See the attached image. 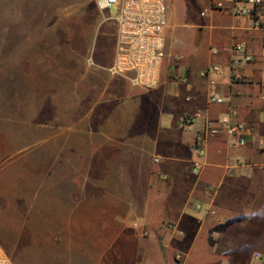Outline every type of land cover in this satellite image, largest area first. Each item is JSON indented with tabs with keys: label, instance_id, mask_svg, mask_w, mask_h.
<instances>
[{
	"label": "crops",
	"instance_id": "crops-1",
	"mask_svg": "<svg viewBox=\"0 0 264 264\" xmlns=\"http://www.w3.org/2000/svg\"><path fill=\"white\" fill-rule=\"evenodd\" d=\"M192 1L197 6L184 11L185 20L170 19L158 84L133 87L115 75L129 93L120 114L109 129L83 130L84 149L97 137L118 149L117 171H125L126 163H117L131 149L130 171L138 173L132 195L100 198L106 213L95 220L100 232L84 264H253L254 252L264 254V28L253 27L254 18L264 19V0L253 16L213 7L221 2L228 9L233 0ZM239 43L251 60L235 66L231 48ZM209 65L219 72L202 77ZM211 90L223 101L210 102ZM183 115L192 120L180 128ZM222 117L248 129L229 137ZM71 203L68 218L76 215Z\"/></svg>",
	"mask_w": 264,
	"mask_h": 264
},
{
	"label": "rangeland",
	"instance_id": "rangeland-1",
	"mask_svg": "<svg viewBox=\"0 0 264 264\" xmlns=\"http://www.w3.org/2000/svg\"><path fill=\"white\" fill-rule=\"evenodd\" d=\"M166 3L169 24L197 6ZM108 14L97 0H0V243L15 264H84L106 213L100 198L133 194L131 149L121 172L112 144L82 141L85 129H109L129 94L107 70L116 43Z\"/></svg>",
	"mask_w": 264,
	"mask_h": 264
},
{
	"label": "built area",
	"instance_id": "built-area-1",
	"mask_svg": "<svg viewBox=\"0 0 264 264\" xmlns=\"http://www.w3.org/2000/svg\"><path fill=\"white\" fill-rule=\"evenodd\" d=\"M261 2L262 0H233L228 9L221 2L213 3V7L233 15L253 16L254 10ZM97 5L105 11L113 9V14L108 16L115 27V55L107 70L112 75L125 77L133 87L149 89L156 86L166 56V31L169 27L166 0H97ZM253 27L264 28V19L254 18ZM211 53H216V49H211ZM231 53V62L235 66L251 60L250 53L240 43L232 46ZM217 72V65H209L201 68L199 74L208 78ZM209 101L220 103L223 98L211 90ZM191 120L190 116L183 115L177 120V125L184 128ZM219 123L229 137L240 138L248 129L244 123L231 121L228 117H222ZM207 124L208 134L214 135L217 128L210 122ZM196 152L198 157H203L202 148H197ZM199 165V160H196L192 171L196 172ZM252 257L253 264H264L263 253L254 252ZM176 258H179V255H176ZM0 264H14L1 245Z\"/></svg>",
	"mask_w": 264,
	"mask_h": 264
},
{
	"label": "trees",
	"instance_id": "trees-1",
	"mask_svg": "<svg viewBox=\"0 0 264 264\" xmlns=\"http://www.w3.org/2000/svg\"><path fill=\"white\" fill-rule=\"evenodd\" d=\"M0 245L2 246V248L6 251V253H7V255L10 257V255H9V249L8 248H6L5 246H3L1 243H0ZM11 258V257H10ZM11 260L13 261V263L15 264V262H14V258L12 259L11 258Z\"/></svg>",
	"mask_w": 264,
	"mask_h": 264
}]
</instances>
